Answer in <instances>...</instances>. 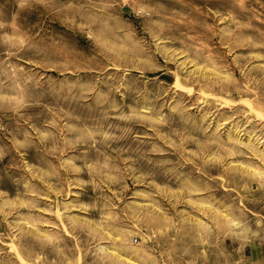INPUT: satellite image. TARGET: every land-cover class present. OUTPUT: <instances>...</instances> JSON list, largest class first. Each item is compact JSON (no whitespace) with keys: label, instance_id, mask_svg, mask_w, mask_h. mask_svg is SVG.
Returning a JSON list of instances; mask_svg holds the SVG:
<instances>
[{"label":"clouds","instance_id":"clouds-1","mask_svg":"<svg viewBox=\"0 0 264 264\" xmlns=\"http://www.w3.org/2000/svg\"><path fill=\"white\" fill-rule=\"evenodd\" d=\"M168 2L172 0H153L152 3L112 0V4L105 6L122 8L127 3L137 18L143 16L139 21L122 19L118 13H80L83 24L80 31L92 33V43L85 50L78 46V41L74 42L75 20L71 32L67 26L56 27L63 12L61 0H17L20 6L44 10L31 25L34 34L25 33L24 46L12 44L7 56L0 53V98L5 101L0 108L5 112L11 110L14 118L20 117L25 122L29 117L22 110L29 106L42 105L52 112L54 119L49 123L53 129L47 134L51 147L45 143L44 150L58 159L65 152H72L73 160L81 161L73 170L88 174L87 180L76 183L81 189L91 186L93 196L89 202L65 206L66 211L70 207H80L99 217L80 221L77 237L83 264H118L122 259L118 255L120 252L134 257L136 264H264V214L256 212L250 216L251 210L238 203V200L247 199L252 191V178L247 173L237 178L234 172L238 170L230 164L221 165L219 177L210 174L211 168L219 163L220 149L213 146L223 147L220 139L223 124L213 129L199 111L189 110L187 99L159 79L164 73L155 74L160 55L165 59L174 58L177 73L182 78H185L184 65L194 62L230 72L231 64L216 46V37L219 36L220 44L235 51L251 40V37H244L241 30L249 27L253 18L259 19V15L249 10L253 15L248 16L245 23L229 12L224 18L229 19L230 25L235 24V28L226 31L218 25L210 27L190 16H181L165 6ZM232 7L234 10L242 8L243 0H232ZM15 16L12 28L18 31ZM3 27L0 21V28ZM258 38L264 43V32H260ZM21 56L45 66L57 61L59 69L65 72L69 66L85 71L78 72L76 77H56L59 87L36 94L35 89L43 88L48 81L37 79L30 69H22L19 66ZM180 56L185 59L181 61ZM10 57L16 58L15 63L9 61ZM165 68L170 71L167 65ZM198 75L201 73H188L189 77ZM208 79L213 80V75ZM81 81L87 83L81 84ZM185 82L201 83L188 78ZM213 83H221V80H213ZM45 95L51 96L47 102ZM66 109L79 112L74 124L66 119L71 115ZM209 115L224 119L219 114ZM56 118L62 123H56ZM120 121L125 123L122 125ZM138 124L151 128L155 137L172 147L166 149L155 139H146L145 132L134 130ZM233 128V134L244 135V128L238 123L234 122ZM0 129H6L2 121ZM69 132L73 133L71 137L67 135ZM257 140L264 143L259 137ZM32 142L29 137L25 138L26 144ZM229 142L238 148L237 154L240 149L251 147L239 139L230 138ZM78 148L79 154L73 151ZM172 148L179 153V159L157 155L171 152ZM188 164L192 165L190 169ZM60 167H65L63 162ZM157 177H163L160 183ZM129 178L133 183L151 186L150 200L163 196L167 204L158 207L157 202L149 209L148 205L118 203ZM222 180L229 189L243 191L244 196L231 197L228 193L218 198L215 193L222 186ZM161 184L169 186L166 192ZM258 187L264 188V181ZM76 195L79 197L81 193ZM194 198L224 208L227 216L217 215L214 210L196 209L205 217L200 219L188 207L194 203ZM164 215L174 217L173 231L161 235L155 220ZM66 218L69 227L76 231L77 218ZM105 241L110 243H103ZM61 257L62 251L56 264H66ZM71 264H81V260L73 254Z\"/></svg>","mask_w":264,"mask_h":264},{"label":"rangeland","instance_id":"rangeland-1","mask_svg":"<svg viewBox=\"0 0 264 264\" xmlns=\"http://www.w3.org/2000/svg\"><path fill=\"white\" fill-rule=\"evenodd\" d=\"M145 2L152 3L153 0H145ZM61 4L63 12L58 17L56 27L63 29L67 26L71 32L72 22L75 20L74 26L77 34L74 36V42L78 41V46L85 50L92 43V33L80 31L83 28L79 18L80 13L86 15L118 13L122 19L143 20V16L137 18L134 15L132 7L127 3L122 8H117L115 5L105 7L112 4V0H61ZM262 5H264V0H243V7L234 10L232 0H183V2L172 0L166 3V7L181 16H190L194 20L207 23L210 27L218 25L226 31L235 28V24L230 25L229 19L224 18L229 12L247 23V17L253 15V12L249 10H254L259 15V19L253 18L250 26L241 30L243 36L251 37V40L235 48V51L220 44L219 36L216 37V46L222 50L231 64L230 72H221L219 68L214 70L211 64L204 66L202 63L194 62L184 65L186 69L184 77L189 80H199L201 83H186L185 78L177 73L174 58L165 59L163 55L159 56V67L155 69L156 75L164 73V75H159L162 82L170 85L176 93L189 101L190 111H199L202 117L207 118L206 123H210L213 129L223 124V128L220 129L223 133L220 137L223 147L213 146L214 149H220L219 163L211 168L210 174L219 177L218 169L221 165L230 164L238 170L234 172L237 178L242 173H247L248 177L252 178V191L249 192L248 198L238 200V203H242L251 210L250 216L256 212L264 214L262 211L264 209V188L258 187L264 181V166H262L264 165V143L257 140V137L264 140V128L261 127L264 125V119H261L264 117V43L258 38L260 32H264V7ZM43 10V8L38 11L27 6H20L17 0H0V21L4 23V27L0 28V53L7 56V49L12 44L24 46L26 44L25 33L34 34L31 25L37 21ZM237 13L242 15H237ZM14 14H16L15 25L18 31L12 28ZM175 47L178 51L179 46ZM184 59V56H180L181 61ZM15 60V57L9 58L12 63H15ZM58 63L53 61L50 66H45L39 61L21 56L19 66L26 71L30 69L35 72L37 79L48 81L43 88L35 89V93L40 94L44 89L51 90L53 87H59V82L55 80L56 77H76L78 72L85 71L83 68L74 69L69 66L65 72L59 69ZM165 65L170 71L166 70ZM193 71L201 75L189 77L188 73ZM209 75H213V80H221V83H213V80L208 79ZM74 82L69 81V83ZM80 83L87 82L81 81ZM222 88L225 90L221 91ZM50 99L51 96L45 95V102ZM4 103L5 101L0 98V105ZM66 110L71 113L66 119L69 124H74V118L79 115V112L73 109ZM22 111L26 117H29L26 122L20 117L14 118L11 110L5 112L3 108H0V121L6 126V129H0V264H56L61 251L63 252L61 258L66 260V264H71L73 254L83 264L81 244L77 237V232H80V221L99 217L95 212H85L80 207H70L66 211L65 206L89 202L90 197L93 196L91 186L81 189L76 183L81 179L87 180L88 174L73 170L74 166L81 164V161L73 160L72 152H65L58 159L56 155H51L44 150L45 143L51 147L47 134L50 129H53V125L49 123L54 119L52 112L44 109L42 105L29 106ZM209 113L222 115L224 119L220 120L218 116L214 119ZM234 122L244 128V135L233 134ZM56 123H62V121L56 118ZM119 123L123 125L125 122L120 121ZM225 129L228 131L225 132ZM134 130L145 132L146 139H155L166 149L172 147L165 145L159 137H155L152 129L146 128L144 124L136 125ZM160 130L167 131L166 128ZM253 132L255 135H252ZM67 135L71 137L73 133L69 132ZM26 137L33 142L26 144ZM230 138L231 140L239 139L242 144H251V147L240 149L237 154L238 148L232 146L229 142ZM73 151L79 154L80 149ZM229 152L230 155H228ZM157 155H171L179 159V153L174 148L171 152L166 151ZM61 162L65 167H60ZM187 167L190 169L192 165L188 164ZM162 179L163 177H157V183H160ZM221 185L215 193L218 198L228 193L231 197L244 196V192L239 189H229L223 180ZM167 187L169 186L161 184V189L165 192ZM152 191L150 185L133 183L129 178L127 188L118 203L148 205L149 209L157 202H159L158 207L167 204L163 196L150 200L149 195ZM77 193L81 195L77 197ZM227 202L226 200L225 203ZM188 207L192 208L193 215L200 219L205 217L196 209L214 210L217 215L227 216L224 208L205 200L194 198V203ZM67 216L77 218L75 220L76 231L69 227ZM155 223L161 235L165 231L171 233L174 217L170 218L169 215H164L163 218L156 217ZM110 235H115V233H110ZM118 255L122 257L118 264H136L134 257L125 255L123 252Z\"/></svg>","mask_w":264,"mask_h":264}]
</instances>
